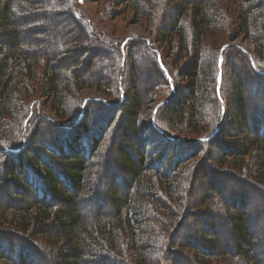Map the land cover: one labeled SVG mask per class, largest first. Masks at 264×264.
I'll return each mask as SVG.
<instances>
[{
  "label": "trees",
  "instance_id": "16d2710c",
  "mask_svg": "<svg viewBox=\"0 0 264 264\" xmlns=\"http://www.w3.org/2000/svg\"><path fill=\"white\" fill-rule=\"evenodd\" d=\"M172 1L170 20L156 41L166 42L177 49L179 58L186 59L180 72L186 87L177 99L162 100L161 106L152 110L154 117L147 118L141 112L157 98L149 94L148 84L153 81L148 77H143L148 78L147 84L139 94L132 48L139 45L149 53L145 56L154 61L152 69L162 82L167 81L162 71L170 76L172 71L156 62L146 39L139 40L138 45L132 41L126 53L124 45L118 50L117 43L110 64L98 69L94 59L109 49L105 45H83L93 33L73 10L75 1L0 0V136H7L0 139V264H39L42 260V264H160L165 259L170 264H196L193 259L197 264H214L218 259L229 264H264V256L255 255L264 243V230L254 235L252 225L258 217L245 207L256 193L264 200V70L244 56L249 68L245 62L243 68H233L231 60L224 59L223 67L230 73L225 105L216 89L217 56L228 42L221 46L214 35L219 25L217 17L229 20L224 15L226 8L236 25L230 40L252 28L256 52L264 58V0ZM61 22H69L75 30L63 31ZM227 48L222 55L226 56ZM120 50L124 59L118 64ZM127 59L130 66L126 83L121 82L124 97L120 104L113 105L107 99V103L84 100L83 114H78L74 123L69 121L74 115V106L67 107L69 99L74 104L81 101L73 96L77 90L91 87L109 95L114 88L117 93L119 74L127 66ZM37 92L55 107L58 118L41 120L34 115L31 122L22 121L28 106L25 104L31 103ZM221 100L225 114L216 134L206 141H187L200 132H204L200 138L213 133L221 114ZM96 107L100 108L97 122L91 115ZM114 122L112 153L118 161L112 163L119 173L113 175L107 168L105 139ZM23 123L22 129L25 124L31 127L20 133ZM233 123L241 139L229 141L228 130ZM6 125L9 130L4 129ZM11 128H16L17 137L20 134L18 145L12 142L17 137ZM46 134L52 143L38 144V139L45 141ZM206 144L217 150L215 160L226 168L232 165L242 175L236 178L233 168H214L216 174L232 178L241 186L221 188L228 190L230 200L228 214L220 217L221 222L207 218L204 226L199 223L197 231L186 228L184 221L181 228L189 231L183 230L184 236L176 239L177 230L169 240L164 232L179 217L171 211L174 201L182 210L191 180L198 171L205 174L199 165L189 167L185 174L173 173L179 171L182 161L200 154ZM207 154L210 159L215 153L208 150ZM217 185L213 181L209 187ZM240 187L252 192L245 195ZM206 196L202 194L200 200ZM79 201L92 202L97 210L91 215ZM179 208L175 210L181 211ZM215 228L221 246L207 248L205 237L210 238ZM191 238L195 240L192 243ZM175 240L182 241L177 244ZM177 247L189 249L193 256L188 257ZM230 248H234L231 258L227 256Z\"/></svg>",
  "mask_w": 264,
  "mask_h": 264
},
{
  "label": "rangeland",
  "instance_id": "374dc122",
  "mask_svg": "<svg viewBox=\"0 0 264 264\" xmlns=\"http://www.w3.org/2000/svg\"><path fill=\"white\" fill-rule=\"evenodd\" d=\"M72 1L73 3L75 1L77 5V6L73 5L74 6L73 10L79 14V16L81 17L80 19L88 25V27L92 30V33H93V36L90 38V41H87V42L84 41L83 45L87 44L88 46H97V47H99L98 45H101V46L105 45V47H108L109 49L108 52L98 54V56L94 59V64H96L97 68L99 67L98 69L106 68L107 67L106 64H110L109 60L111 56L113 57L115 55L116 48L114 46L117 47V43H118V50L119 48L122 49V46L124 45V49H125L124 53H126L127 48L129 50L131 49L132 45L130 46V43L132 41L137 43L138 45L139 40L146 39L148 41L147 47L148 49H151V52H154L155 54L154 57L156 59V62L164 65L167 69L172 71L171 73L172 76L168 75L167 71L165 70L162 71L164 78L167 80L166 83L162 82V78L160 75H158V72L152 69L151 62H154V61H150L147 58V56H145V53L148 56H149V53H147L146 50L143 49L139 45L132 48V50L134 51L135 64L138 68L139 94H141V90L143 87H145V85L147 84L146 80L149 78V81L150 80L153 81V82H150V84H148V89H150L149 94L152 96L154 94V96H156L157 98L156 100L157 102L155 100L154 101L152 100L153 102H151V104L143 110V113L141 112V114H143L144 117L147 116V118H150V117L153 118L154 113L152 114V110L156 111L161 106L159 104L162 102V100L167 99L165 101L166 103L171 100L170 98H172V100L177 99L179 97L178 93L182 94L185 91L186 82L185 80L182 79L180 72L182 68L184 67L186 59L179 58L177 49L176 50L171 49L170 47L167 46L166 42L156 41V38H157L156 36H158V33L160 32L164 24L168 20H170V17H171L170 14H172V10H173L172 9L173 3H174L173 1L172 2L171 0H72ZM222 6L224 7L226 5L223 4ZM234 6H236V3L235 4L232 3V7ZM223 11L225 13L224 15H226V17H228L229 20L227 19L223 20L222 15L219 16L221 18L217 17L219 25L217 27L218 29L215 30L214 35L219 37L220 39L218 40L219 45L221 44L223 45L224 43H227V42L229 44V47L227 48L226 56L221 54L222 56L221 68H220L221 69V74H220L221 79H220V84H219V91L226 105L227 97L229 96V90H230L228 89V86H227V80L230 76V73L227 71V68L225 69L226 65H225L224 59H226L227 61L231 60L230 64L232 65L233 68L235 65L239 66V68L241 67L243 68L245 66V63L247 67L249 68L248 64L252 63L253 66H256L258 69L264 70V58H262V55H259L256 52V46H255V41H254L255 35H254V31L252 28L249 30L248 33L247 32L240 33L237 36V38L230 40V38L232 37L233 31L235 30L236 25L233 23V19L232 18L230 19L232 15L231 12L228 9L226 10V8H224ZM60 26H62L61 29L63 31L64 30L67 31L69 29L75 30L73 27H71L69 22L68 23L61 22ZM85 27L87 28V26L84 24V28ZM149 40L151 42H149ZM101 42L104 44H102ZM114 43L116 44L114 45ZM119 52L120 53H119L118 64H120L119 63L120 59L122 60L124 59V53L121 50ZM243 56L249 59V63L245 60ZM218 58L219 57L217 56V76H218V70H219ZM98 60H100L103 63L98 64L99 62ZM256 61H258L261 64L259 65L261 68L257 65ZM125 64H127V66H125V69L123 68L124 70L122 69L119 74V81H118L119 90L117 91V93L115 89L113 88L112 93H110L109 95H105L101 92L96 91L95 88H91V87L79 89L74 93L73 96L79 98V100L81 101H79L80 103L77 102L74 104V101L71 98L69 99L67 107L69 108V107L74 106L73 111H72L74 115H73V118L69 121H72L74 123L75 121L74 118H77L78 114L79 115L83 114V108H81V106H83L85 99H87L86 102L88 100H103L104 103H107L105 101L107 99L108 102H111V104L113 105H115V103L117 105L120 104L119 102L122 101V95L124 97V94H123L124 91H123V86L121 85V82L122 80H123V83L126 81L128 69L130 66L128 59L126 60ZM223 65L225 67H223ZM240 70L241 69H239V71ZM39 71L42 72L41 69ZM101 74L104 75L105 72H103L102 70ZM166 74L169 76L170 79L166 77ZM120 75H122L123 78ZM143 77H148V78L143 79ZM92 96H96V97H92ZM32 97L33 98L31 100L33 101H31V103L28 102L25 104V107L27 105L28 106L26 107L25 114H24L25 119H22L23 122H25L26 120L31 122L34 115H37V117L35 118H39L41 120L43 119L55 120L56 118H58L59 114L57 113V110L55 109V107L54 108L51 107L50 102L46 101L44 97H41V94L39 92L32 95ZM34 101L36 102L35 103L36 106H34ZM114 101H117V102H114ZM221 103H222V100H221ZM77 104H79V106ZM99 109L100 108H97V107L92 109L93 111L91 114L93 117L92 121L94 120L95 122H97V120L99 119V114H98L100 112ZM205 109L209 110L207 107H205ZM40 117H44V118H40ZM119 117L120 116L118 115L116 118V121H118ZM152 124H154L155 127H157L156 120L152 119ZM23 125L24 123L21 125V127L18 130L20 133L22 132V130L26 132L27 129L31 127L30 124H27V127L25 124L24 128L22 129ZM67 125H69V122H67ZM111 125L112 126L109 130V136L106 137L105 139V150L107 151V153L109 150V154L107 155L108 157L107 168L112 170L111 173L114 175L116 174V172L119 173V170L114 165V163H112V161L117 163L118 158L116 155H114V153H112V151L114 152L115 143L113 142L111 136L114 130L116 129L115 122L112 123ZM3 127L4 129L9 130L8 125L3 126ZM11 129L14 132H16L15 136L17 137L18 133H17V130H15L16 128H11ZM160 132L163 133V130ZM203 134L204 132H200L197 135H195L196 137L189 138L186 140L187 141L196 140L200 138L201 136H203ZM191 136L193 137V135ZM228 136L229 138L227 136L225 138L226 139L228 138L229 141L241 139V134H239V132L235 130L234 123L231 124L230 130H228ZM6 137L7 136H4V137L0 136V139L6 138ZM44 138H45V141H41L38 139L37 143L45 144L46 141H51L52 143L51 139L47 140V138H49L47 137V134L44 135ZM183 138L185 137H179V139H183ZM19 141H20V134L16 138V140L12 142L14 145H18ZM137 146L138 145H136V147ZM156 146L162 152L163 148L161 149V146H159V144H156ZM208 148H209V145L207 144L204 145L202 148V152L200 154L192 158L190 157L189 159L185 161H182L179 166L180 167L179 171H175L173 173V174H183V173L185 174L187 169H190L189 167L192 166L196 168L199 165L198 167L202 171H204L205 174H200V171H198V173H196V175L194 176L193 182L190 179L191 183L189 184V189L187 190V193L185 194L186 197L183 200V208H182L183 212L181 210V207L179 208V206L177 205L176 203L177 201H174L175 202L174 210H171V211L174 216L179 213L178 215L179 217L177 220L175 219V221L171 222L172 225L167 226L168 230H165L164 232L165 236L167 238L169 237V240L173 239V236L177 230H178L177 235L176 237L174 236L176 239L180 235H181L180 237L184 236L183 230H186L188 226L189 227L191 226L192 228L193 227L196 228L195 230L197 231L198 229L200 230L201 224H203L202 226H204V221L207 218L210 220L215 219L221 222L220 217L221 216L224 217V214L226 213L228 214L229 206L227 208L226 205L230 203V200L228 199L229 197H227L228 196L227 191L231 189L232 186L234 188L236 186H241L240 185L241 183L237 185L238 182L236 180H233L232 178L230 179L227 177L220 178L219 175L216 174V172L213 170L214 168L221 170V171H224L225 169L228 170L227 168H233L232 170L235 173L237 172L234 169H237V168L229 164L226 168V164H221L220 161L215 160L214 156L217 154V150L214 148L213 149H210V148L208 149ZM105 150H103V152ZM208 150H210L211 154L215 153L214 155H210L211 156L210 159L206 158V156H208L207 154ZM227 161H229V159ZM235 173L233 175L236 178L237 177L240 178V176L242 175V174H238V173L235 174ZM128 177H130V175ZM216 177L219 178V183ZM213 181L218 185L216 187L211 188L209 186H210V183H212ZM109 182H110V179L109 177H107V183ZM99 186H100L99 188L101 191H106V188L104 186L102 185H99ZM225 187H228V190L223 191ZM190 190H192V192ZM239 190L246 193L245 195H247L248 192H252L246 188H241V187ZM72 193H74V191ZM202 194H205L207 196L209 195V197L207 198L206 196L205 200L204 199L200 200V197ZM213 195H215L216 198H214V200L213 199L209 200L211 197H213ZM179 197L182 198L183 196L179 194ZM91 200L92 201L96 200V198H92ZM91 203L92 202H90L89 204L86 202L79 201L78 204L79 206L84 207L86 211L88 210L89 213L92 215L93 212L97 209H95ZM88 204L89 206H87ZM245 207L246 209L250 210V212H252L254 216L258 217L255 223L256 225L255 226L252 225L254 227L253 233L254 235H257L259 234V230L260 231L261 229L264 230V200L262 199L259 193H256L255 198H251L250 200H248L246 202ZM178 208L181 211L175 210ZM185 208L187 209L185 210ZM86 211L84 212L86 213ZM168 218L171 219L172 217H168ZM184 221H185L186 228L182 229L181 224ZM7 225L9 224L6 223L5 226ZM213 230L214 231L211 232L212 236L210 238L205 237L207 240L206 243L209 242L205 246L209 248L211 246L218 247L219 245L218 248H220L221 241L218 240L220 238L219 232L218 230H216V228ZM186 231L188 232L189 229H187ZM226 233L229 234L228 231ZM200 234L201 236H204L205 233L201 230ZM180 241L182 240H175L174 243L179 244ZM193 241H195L193 238L189 240L190 243H192ZM262 244L263 245H261L258 251L255 253L257 257H259V255L261 257L264 256V243ZM177 248L183 249L181 251L185 255H188V257L193 256L192 255L193 253L189 249H185V247H177ZM197 248L200 250L199 247ZM233 249L234 248H230L227 251L229 253V255L227 256L230 258L234 255ZM179 260L180 259H178V261ZM167 262H166V259L161 261L162 264H170ZM192 262H195L197 264L196 260L194 259ZM42 263H43V260L39 264H42ZM214 264H229V263H227V261H222L218 259V261H214Z\"/></svg>",
  "mask_w": 264,
  "mask_h": 264
},
{
  "label": "water",
  "instance_id": "95a60500",
  "mask_svg": "<svg viewBox=\"0 0 264 264\" xmlns=\"http://www.w3.org/2000/svg\"><path fill=\"white\" fill-rule=\"evenodd\" d=\"M228 46H229V44H224V45L221 47V50H220V52H219V58H218V67H219V70H218L217 84H216L217 94H219V84H220V79H221V76H220V74H221L220 65H221V61H222V56H221V54H222V51H223L225 48H227ZM244 51H245V50H244ZM252 65H253V64H252ZM165 73H166V72H165ZM261 73H264V71L261 72ZM166 75H167V74H166ZM168 79H170V78L168 77ZM121 95H122V94H121ZM170 99H172V98H170ZM86 100H87V99H85V102H86ZM122 100H123V95H122ZM224 114H225V106H224V103L222 102V103H221V114H220L219 120H218V122H217V124H216V126H215V128H214L213 133L210 134L208 137L198 138V139H196V140H188V141H189V142H201V141H206V140L212 138V137L216 134L217 129H218V125H219V123L221 122V120L223 119Z\"/></svg>",
  "mask_w": 264,
  "mask_h": 264
},
{
  "label": "bare ground",
  "instance_id": "6f19581e",
  "mask_svg": "<svg viewBox=\"0 0 264 264\" xmlns=\"http://www.w3.org/2000/svg\"><path fill=\"white\" fill-rule=\"evenodd\" d=\"M166 77L168 78L169 76H168V75H166Z\"/></svg>",
  "mask_w": 264,
  "mask_h": 264
}]
</instances>
